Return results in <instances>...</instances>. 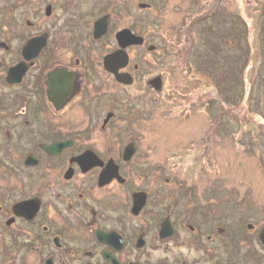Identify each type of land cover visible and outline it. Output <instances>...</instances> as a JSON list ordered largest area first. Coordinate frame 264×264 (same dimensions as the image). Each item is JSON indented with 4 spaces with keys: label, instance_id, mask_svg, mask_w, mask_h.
<instances>
[{
    "label": "flooded vegetation",
    "instance_id": "flooded-vegetation-1",
    "mask_svg": "<svg viewBox=\"0 0 264 264\" xmlns=\"http://www.w3.org/2000/svg\"><path fill=\"white\" fill-rule=\"evenodd\" d=\"M149 22L128 0L0 6V264H264L261 192L240 181L247 200L218 213L184 162L153 156L144 115L184 47L151 42ZM37 37L38 54L24 50Z\"/></svg>",
    "mask_w": 264,
    "mask_h": 264
},
{
    "label": "rangeland",
    "instance_id": "rangeland-1",
    "mask_svg": "<svg viewBox=\"0 0 264 264\" xmlns=\"http://www.w3.org/2000/svg\"><path fill=\"white\" fill-rule=\"evenodd\" d=\"M4 2L0 0V6ZM137 2L150 3V7L138 8ZM128 3L133 20H153L149 22L150 41H156L157 45L162 41L168 47L179 44V39L181 47L198 43L203 25L220 32L237 26L244 31L246 22L252 43L251 60L245 71V94L234 112L225 111L227 114H223L220 109L225 105L221 106L219 102L209 104L217 91L211 78L197 73L194 68H182V65L168 70V73L163 72L168 96L163 91L152 94L143 125L157 136L153 144L157 152L153 156L160 158L163 155L164 168L169 172L172 171L171 165L184 162L186 168L181 173L202 191L199 196L213 197L212 200L218 203V213L222 212L223 202L240 197L247 200L246 192L250 190L261 192L264 198V50L259 39L264 0H128ZM203 13L214 14L202 22V26L192 25L190 31L191 19ZM159 36L163 38L161 41ZM207 36L210 42L217 41L223 48L222 54L235 50L236 43H227L228 38L219 41L216 31H209ZM165 53L167 66L174 57L166 50ZM151 69L155 74L163 71L157 65ZM186 97L191 101L183 102ZM208 104L213 106L212 111L222 113L217 135L213 133L216 123L207 111ZM233 113L237 117L230 115ZM240 181L242 189L248 185L250 190L242 194L235 192L240 188ZM244 183L246 185L242 186ZM258 197L254 195L252 198L260 202Z\"/></svg>",
    "mask_w": 264,
    "mask_h": 264
},
{
    "label": "trees",
    "instance_id": "trees-1",
    "mask_svg": "<svg viewBox=\"0 0 264 264\" xmlns=\"http://www.w3.org/2000/svg\"><path fill=\"white\" fill-rule=\"evenodd\" d=\"M214 13H203L191 19V31L192 25L199 24L206 21L207 18L213 16ZM262 20L263 25L259 29V39L262 43V49L264 50V8L262 10ZM243 30L239 28H230L223 30V32L218 31L216 28L217 38L223 41V38L227 39V43H236L235 50L227 54H222L223 49L217 41L210 42L207 36L209 31H214L209 25H201L202 34L201 41L194 43L191 47L182 48V52L177 50L175 62L169 65V69L181 68V63H183L182 68H194V70L203 75H207L211 78L214 87L217 89L216 93L210 98L209 104L221 103L225 105L220 109L223 114L234 112V108L239 105L242 100L241 97L245 94L244 88V77L245 71L249 66L251 60V48L252 43L249 40V28L246 22ZM186 32V31H185ZM178 42L181 43L180 39ZM179 44L176 47H181ZM192 43V42H191ZM173 45V44H172ZM262 83L264 86V77L262 78ZM201 93V90H199ZM208 104V105H209ZM210 106V105H209ZM213 106L207 109L210 112L212 120L220 121V115L222 113H217L212 111ZM227 113H226V112ZM233 117H237L236 113L230 114ZM236 125V124H235Z\"/></svg>",
    "mask_w": 264,
    "mask_h": 264
},
{
    "label": "water",
    "instance_id": "water-1",
    "mask_svg": "<svg viewBox=\"0 0 264 264\" xmlns=\"http://www.w3.org/2000/svg\"><path fill=\"white\" fill-rule=\"evenodd\" d=\"M118 37H119V41L121 43H126V41H128L123 33H120ZM133 37H134V39L132 41L134 43L141 41V38L135 37V36H133ZM131 39H132V37H131ZM44 45H45V41L43 40V38L37 37V38L31 39L29 44L26 46V48H24V50L33 52V54L36 55V54H38V51ZM21 71H22L21 66L16 64L15 66L9 68L7 75L9 76L10 80H17V78H19L21 76L20 75L22 73ZM17 75H18V77H17ZM118 79L123 81V82H129L130 81L129 78L128 79L126 78L125 74H119ZM156 87H159V82H158V85H156Z\"/></svg>",
    "mask_w": 264,
    "mask_h": 264
}]
</instances>
